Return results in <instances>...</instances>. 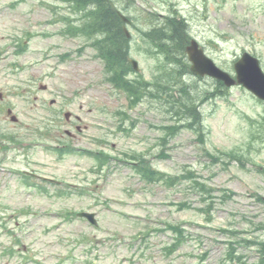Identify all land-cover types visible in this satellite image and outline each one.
I'll return each mask as SVG.
<instances>
[{"label": "rangeland", "instance_id": "rangeland-1", "mask_svg": "<svg viewBox=\"0 0 264 264\" xmlns=\"http://www.w3.org/2000/svg\"><path fill=\"white\" fill-rule=\"evenodd\" d=\"M11 1L0 0V45L8 42L14 32L23 39L24 31L33 29L35 36L18 57L9 53L0 60V264H23L29 256L42 264H52L56 261L52 253L65 256L66 244L73 246L81 258L76 256L78 260H64L63 264H82L85 250H89L87 257L94 259L93 264H256L260 253L253 246L234 244V254L239 259L230 260L226 254L229 239L247 236L264 240V230L258 229L259 224H264V209L253 197L254 193L264 195V140L255 132V138H251L248 120L264 114V105L234 87L227 96L201 107L207 131L205 147L212 152L241 148L248 157L244 166L233 161L223 167L211 161L195 140V133L188 129L170 139L166 149L169 157L163 159L154 144L160 133L155 126L170 121L169 104L146 97L130 111L137 120L133 131L129 135L113 133L116 118H108L100 109L125 107L127 101L124 95H113L108 89L102 65L93 57L91 48L86 47L80 54L74 52L56 69L55 56L74 51L82 41L62 39L56 28L43 25L48 13L35 0L18 1L15 7L8 5ZM135 2L136 7L128 9L132 14H138L141 7L152 6L161 13L172 5L178 8L188 19L193 36L223 69L231 71L233 58L243 50L257 56L264 69V0ZM43 29L50 35H41ZM132 32L138 35L134 29ZM143 47L137 38L131 56L138 61V72L146 80H153L157 75L156 61L143 52ZM13 60L21 68L11 73L4 68ZM52 67L54 72L49 73ZM187 79L199 94L214 87V81L208 78ZM40 80L47 85L46 90L38 88ZM48 98L57 101L50 106ZM66 99L71 101L64 103ZM7 109L17 117L16 122L10 121ZM66 111L71 114L68 121L63 117ZM4 134L16 135L17 142ZM99 136L106 138L101 145L112 155L148 152L159 170L179 174L191 169L209 186L227 188L234 194L223 200L215 190L212 219L206 221L199 211L203 207L201 199L186 184L171 188L160 183L145 184L129 165L117 161L110 163L108 172L96 168L92 171L94 160L77 153L59 159L45 148L67 142L91 147ZM20 170L61 180L63 188L66 183L73 184L74 191L70 192L74 193L56 196L61 184L36 178L31 179L37 183L35 186H26ZM37 186L46 192H40ZM80 188L88 192L77 194ZM181 202L191 207L180 209L177 204ZM79 210L94 211L98 226L64 218L65 213ZM167 223L181 225L186 234L185 241L168 255L164 247L173 243V232L155 231ZM140 232L149 235L141 240ZM85 233L97 247L85 248V242L77 240ZM7 248L14 251L12 256L5 255Z\"/></svg>", "mask_w": 264, "mask_h": 264}, {"label": "trees", "instance_id": "trees-1", "mask_svg": "<svg viewBox=\"0 0 264 264\" xmlns=\"http://www.w3.org/2000/svg\"><path fill=\"white\" fill-rule=\"evenodd\" d=\"M104 3V1H102ZM101 2V3H102ZM96 16H98L96 14ZM102 20H97L94 25L95 27L102 29L105 32V38L101 41L99 45L100 54L102 58L107 63L109 69L113 72V76L116 78L117 83L131 92L134 96H138L142 91L143 87L140 82L135 80H127L124 75L128 71V65L126 61V56L128 52V39L122 33L120 28H117L118 17L116 18L110 11L106 14L102 13ZM106 20V21H104ZM92 24V23H90ZM155 44H158L159 49L166 53L169 59H174L179 53L183 54V47L188 39L187 29L184 21L182 19H176L175 17H166L164 25L160 28L154 29ZM173 47V51L170 47ZM175 61L183 63L180 59H175ZM184 94L188 95V90L183 89ZM189 97V96H188ZM182 114L185 116L186 120H189L187 125L191 126L194 124H199L200 115L196 111L195 106L192 102H181ZM179 117V121L183 120L184 116ZM207 155L210 153L207 152ZM230 157H235L232 153H229ZM137 160V164L143 169L144 176L149 179H162L168 185L181 183L186 178L192 180L191 186L195 190L197 189L200 193H207L203 195V200L206 201V207L213 205L211 200L210 191L211 189L206 187L203 182L193 178L194 173L191 170H187L182 174L177 175H166L155 171L151 168H145L146 162L142 157L133 156ZM214 158V157H213ZM225 195V191H224ZM177 231V228H173ZM260 247L264 250V242H260Z\"/></svg>", "mask_w": 264, "mask_h": 264}, {"label": "water", "instance_id": "water-1", "mask_svg": "<svg viewBox=\"0 0 264 264\" xmlns=\"http://www.w3.org/2000/svg\"><path fill=\"white\" fill-rule=\"evenodd\" d=\"M188 52L190 55V59L194 63L193 65L194 71L200 72V73L207 72L210 75L217 76V77L221 76L225 78L224 75L220 74L221 72L218 69L212 66V63L209 60L203 57L200 50H196L194 47H189ZM240 79L241 80L243 79L249 85L248 86L249 88H251V86L253 88H257L259 91L258 92L259 96L264 98V77L263 76H261V81H254V80L246 78L243 74H240Z\"/></svg>", "mask_w": 264, "mask_h": 264}]
</instances>
